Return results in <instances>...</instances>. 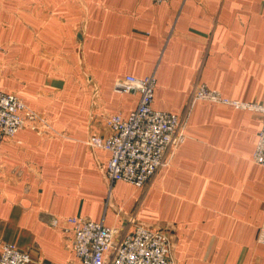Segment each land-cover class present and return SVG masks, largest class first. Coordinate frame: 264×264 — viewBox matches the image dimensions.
<instances>
[{
    "label": "crops",
    "instance_id": "crops-1",
    "mask_svg": "<svg viewBox=\"0 0 264 264\" xmlns=\"http://www.w3.org/2000/svg\"><path fill=\"white\" fill-rule=\"evenodd\" d=\"M128 74L155 76L158 110L181 114L202 83L264 103V0H0V91L54 128L2 142L0 251L7 242L30 264H83L64 226L83 215L167 229L177 264H264L260 113L198 100L169 166L144 187L111 182L110 151L87 141L137 107L139 93L114 90Z\"/></svg>",
    "mask_w": 264,
    "mask_h": 264
},
{
    "label": "built area",
    "instance_id": "built-area-1",
    "mask_svg": "<svg viewBox=\"0 0 264 264\" xmlns=\"http://www.w3.org/2000/svg\"><path fill=\"white\" fill-rule=\"evenodd\" d=\"M155 3L169 0H153ZM156 78L128 74L118 77L114 90L139 93L137 107L127 117L121 113L106 117L104 131L95 130L88 144L110 151L106 175L111 182L124 180L144 187L163 167L171 164L179 146L187 138L191 110L198 100L230 103L256 111L262 126L253 160L264 166V103L232 100L217 89L197 84L181 114L153 107ZM25 127L39 134H52L54 128L38 111L30 108L16 93L0 91V151L6 137L14 136ZM133 230L106 226L83 215L64 220L65 230L72 232V248L83 264H177L172 256L170 233L165 228H148L135 222ZM53 225H59L53 219ZM258 242L264 245V219L259 228ZM32 256L13 243L1 245L0 264H30Z\"/></svg>",
    "mask_w": 264,
    "mask_h": 264
}]
</instances>
